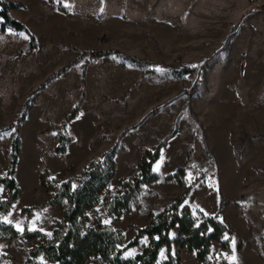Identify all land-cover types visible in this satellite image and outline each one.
<instances>
[{"label": "rangeland", "instance_id": "obj_1", "mask_svg": "<svg viewBox=\"0 0 264 264\" xmlns=\"http://www.w3.org/2000/svg\"><path fill=\"white\" fill-rule=\"evenodd\" d=\"M257 1L264 0L7 1L21 4L11 16L33 34L34 48H28L24 32L0 31V63L5 55L1 66L9 65V72H0V128L30 97L14 175L20 195L8 212L0 213V220L16 229L35 225V230L50 231L62 216L58 206H45L32 215L21 211L43 203L41 175L59 179L80 175L89 160L117 143L115 175L108 186L112 191L120 178L136 172L144 150L171 135L155 172L164 180L184 164L190 150L185 178L195 184L186 204L197 216L219 212L234 230L226 253L211 246L210 264L221 258L236 263L238 244L248 249L250 243L264 264V8H256ZM88 50H117L149 62L152 73L114 55L83 57L81 53ZM213 54L207 68L200 70ZM77 58L31 94L49 75ZM175 65L195 70L177 75L169 70ZM195 82L197 90L189 95ZM22 83L26 84L22 97L17 101L5 97L4 87L16 94ZM77 103L78 116L66 126L74 141L65 153L56 154L57 126ZM78 127L89 130L81 133ZM3 133L9 134L0 135V177L8 165L13 131ZM0 188L3 200L7 191L3 185ZM147 189L132 204L137 214L146 207L157 212L155 208L162 206L158 195L152 199ZM99 208L95 206L90 225L99 221ZM116 220L120 219H100L110 226ZM125 221L121 231L127 242L132 225ZM38 241L0 240V253L7 256L4 264H24ZM181 261L190 264L185 256Z\"/></svg>", "mask_w": 264, "mask_h": 264}, {"label": "trees", "instance_id": "obj_2", "mask_svg": "<svg viewBox=\"0 0 264 264\" xmlns=\"http://www.w3.org/2000/svg\"><path fill=\"white\" fill-rule=\"evenodd\" d=\"M21 6L17 2L0 0V31L10 28L24 32L29 38L28 48H34V36L26 25L13 18L11 9ZM230 36L225 45L229 43ZM83 57L96 59L108 56H118L124 60L141 67L145 72L152 73L148 69L149 62L136 57L124 56L117 50H88L81 53ZM216 54L208 58L200 70H205ZM78 58L38 84L31 94L46 86L48 82L60 76ZM169 70L177 75H184L195 70V67L169 66ZM198 83L187 91L189 95L197 90ZM30 97L24 101L21 110L15 118L3 128L12 130L10 155L8 165L3 176L0 177V185L7 191L6 198L0 200V213L10 210L17 201L20 190L15 180V169L20 155V128L25 120ZM189 114L194 119V113L187 106ZM79 103L60 121L57 126V145L53 152L63 154L67 150V144L73 139L66 132L67 124L78 116ZM133 127V126H131ZM125 129L119 134V139L125 135ZM171 135L150 149L144 150L139 159L136 172L129 177L120 178L112 191H108L109 182L115 175V152L117 143L100 156L89 160L80 175L65 179L45 178L40 176V186L45 191V199L39 206L22 208V213L32 215L35 211L45 206H58L62 216L54 221L50 231L23 230L19 231L13 225L0 220V240L6 239H39L38 243L28 250V258L24 264H183L179 251L172 252V245L179 249L186 248L194 254L195 260L202 264L211 263V245L216 242L223 250H229L230 240L234 236V230L229 227L219 212L214 215L197 216L186 204V199L194 187L195 182L188 183L185 178V165L190 156V150L184 164L173 173L164 176L165 181L176 183L181 193L166 207L154 212L150 211L147 223L141 227H135L134 236L125 242L124 234L120 229L114 228L100 221L101 217H114L119 219L132 209V204L141 194L146 185L152 184L161 177L153 170V164L160 156L163 147ZM102 196H104L102 198ZM100 205L101 215L95 225H90V219L95 206ZM221 208V200L219 202ZM177 228V237L171 238L170 231ZM50 234V235H49ZM227 236V239L225 237ZM146 238V243L142 240ZM142 246V251L133 256H125V251L135 246ZM166 249V259H159L161 248ZM238 250L241 245L238 244ZM7 256L0 253V264H4ZM223 264H233L223 261ZM235 264V263H234Z\"/></svg>", "mask_w": 264, "mask_h": 264}, {"label": "crops", "instance_id": "obj_3", "mask_svg": "<svg viewBox=\"0 0 264 264\" xmlns=\"http://www.w3.org/2000/svg\"><path fill=\"white\" fill-rule=\"evenodd\" d=\"M7 1H18V2H24V0H7ZM26 2V1H25ZM11 12V15L14 16L12 13L14 12L13 9L10 11ZM9 29V28H8ZM7 30V29H6ZM6 47L4 46V53H5V49ZM5 61V55H4V59H3V62ZM0 63V72L2 71L3 73H7L9 72V65L8 64H4L3 66H1ZM3 88V87H0V89ZM7 89V91H6ZM24 89H26V84L25 83H22L21 84V89H20V93H14L12 91H10V89L8 87H4V91H2L5 95V97H7L8 99H16L17 101V98L18 96L22 97L20 94L21 92L24 91ZM3 100V99H2ZM4 102V101H3ZM1 109H4L1 107ZM78 130L79 132H83V133H87V131L89 130L88 128H85V127H78ZM74 141V140H73ZM72 141V142H73ZM71 142V143H72ZM70 149V144H69V147H68V150ZM165 150V151H164ZM168 150V147L167 148H163V150H161V153H160V156H162V152H166ZM163 152V153H164ZM80 157V156H79ZM63 157L60 158V160H62ZM159 159V158H158ZM158 159L156 161H158ZM79 159H77V161H79ZM76 161V162H77ZM57 163L59 164V162L57 161ZM157 162H155L153 164V168H155ZM173 173V172H172ZM160 182H164V183H160ZM157 184V185H156ZM145 188H148L147 190L150 192L153 193V198L152 199H155V196L158 195V197L160 198V200L162 201V206H160V209L159 208H155V210H161L162 208L166 207L168 204H170L179 194L180 192L182 191V189L174 182L172 181H165L162 179V177L157 180L156 182L152 183V184H149V185H146ZM142 196V192L141 194L139 195V197ZM149 197V196H148ZM140 211V210H139ZM150 211H154V209H152V207L148 208L146 207L145 211L140 214H137L136 213V209L135 208H132L130 212H128L127 214H129L130 216L129 217H126L127 214L121 216L119 219L122 221V219H126V221L124 223H131L132 227L130 229V238L127 239V241H129L135 234L136 232V228L135 227H141V226H144L146 223H147V217H148V213ZM120 220H116L114 224H112V226L114 228H117V229H120L122 230L123 229V225L121 224V221ZM128 226V225H127ZM177 232H178V229L175 228L173 230L170 231V236L171 234H175L177 235ZM171 238H174V237H171ZM126 240V239H125ZM146 240V238L143 239V241ZM215 244V247H217L218 249V252L220 251L221 253H226V251L228 250H223L220 245L216 242H213L211 246H213ZM131 251L133 252V255L137 254V253H140L142 251V246L138 245V246H135V247H132V248H129L125 251V255H127V253ZM174 251H179V255L181 256V259L183 258V256L186 257V259H189V262L190 264H201V263H197L194 259V254L189 252L186 248H182V249H179V247H177L175 244L172 245V252ZM131 255V256H133ZM129 256V255H127ZM237 261L235 264H263V261L262 259L259 257V255L252 249L251 247V243H250V247H248V249H244V246L242 247V249L238 250V255H237ZM159 259L161 261H164L166 259V249L163 247L161 248L160 252H159ZM223 261H224V258H221L219 261H215V264H223ZM230 263V262H229ZM184 264V263H183Z\"/></svg>", "mask_w": 264, "mask_h": 264}, {"label": "snow or ice", "instance_id": "obj_4", "mask_svg": "<svg viewBox=\"0 0 264 264\" xmlns=\"http://www.w3.org/2000/svg\"><path fill=\"white\" fill-rule=\"evenodd\" d=\"M6 134H9V133H3V134H0V135H6ZM161 160H163V156H161ZM153 170H154V171H158V170H159V162L157 163V165L155 166V168H154ZM0 191H2V188H0ZM5 219H7V218H5ZM37 219H39L38 216H37ZM107 222H108V221H106V223H107ZM17 227H18V230H20V231H23V230H24L23 228H20L19 225H17ZM29 230H35V225H33V227L30 228ZM49 235H50V234H49ZM225 239H227V236L225 237ZM234 243H235V241H233V244H234ZM127 255L131 256V255H133V252L129 251V252L127 253ZM232 259L235 260V255H233Z\"/></svg>", "mask_w": 264, "mask_h": 264}, {"label": "built area", "instance_id": "obj_5", "mask_svg": "<svg viewBox=\"0 0 264 264\" xmlns=\"http://www.w3.org/2000/svg\"><path fill=\"white\" fill-rule=\"evenodd\" d=\"M256 8H264V1H257L254 3Z\"/></svg>", "mask_w": 264, "mask_h": 264}]
</instances>
